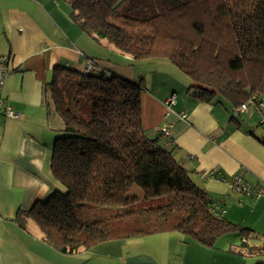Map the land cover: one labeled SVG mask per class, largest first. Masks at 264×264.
<instances>
[{
	"label": "trees",
	"instance_id": "obj_1",
	"mask_svg": "<svg viewBox=\"0 0 264 264\" xmlns=\"http://www.w3.org/2000/svg\"><path fill=\"white\" fill-rule=\"evenodd\" d=\"M64 1L73 22L93 41L104 40L133 60H169L191 79L188 91L195 98L226 102L232 116L241 104L261 100L264 0ZM143 89L141 81L95 64L87 72L54 69L46 103L61 119L50 147V173L59 188L18 211L15 221L24 227L32 219L42 241L66 255L163 231H179L208 248L238 232L243 247L252 230L216 215L212 196L169 149L146 135ZM257 102L249 105L259 108ZM85 203L119 212L109 219H81L75 208ZM252 248L251 253L264 252V240Z\"/></svg>",
	"mask_w": 264,
	"mask_h": 264
},
{
	"label": "crops",
	"instance_id": "obj_2",
	"mask_svg": "<svg viewBox=\"0 0 264 264\" xmlns=\"http://www.w3.org/2000/svg\"><path fill=\"white\" fill-rule=\"evenodd\" d=\"M69 13L64 0H0V55L12 57L2 94L18 115L0 112V264H186L189 257L195 264L199 255H204L199 264H264V252L251 253L264 240V196L251 197L218 179L239 174L264 187V93L259 108L249 105L232 116L226 102L195 98L188 91L191 79L169 60L121 55L104 40L93 41ZM88 61L131 81H137L139 64L143 74L154 69L170 82L174 89L144 79L142 127L212 196L216 215L252 230L243 247L215 251L176 231H163L110 239L66 255L42 241L32 219L18 225V211H28L59 188L50 173V147L61 122L46 103L54 69L79 72ZM171 93L175 102L167 106ZM169 125L170 138L158 137L156 128ZM210 170L214 176L205 175Z\"/></svg>",
	"mask_w": 264,
	"mask_h": 264
},
{
	"label": "built area",
	"instance_id": "obj_3",
	"mask_svg": "<svg viewBox=\"0 0 264 264\" xmlns=\"http://www.w3.org/2000/svg\"><path fill=\"white\" fill-rule=\"evenodd\" d=\"M11 63H12V57L10 55H0V112H2L7 117L17 118L18 117L17 113H15L12 110V108L6 103V101L4 100V96L2 94V90H3V86L5 84V81L11 73ZM93 65H94V63L92 61L86 62L85 67L83 69V72H87L90 68H92ZM165 102H166L167 106L174 103L175 102V94L171 93L167 97ZM256 102H257L256 100H255V102H253V99H252L251 101H249V103L241 104L238 108H235L233 110V115L236 116L241 112H246L249 104H254ZM260 102L261 101H259L257 103L260 105ZM167 108H169V107H167ZM179 117L181 119H185L186 114L181 112L179 114ZM170 127H171L170 125L169 126H161V127H157L156 130L160 135L165 136V137H169L170 136ZM213 173H214V171L210 170L205 175L214 176ZM218 179L220 181L224 182L225 184H228L233 190H236L238 192H242L244 194L250 195L251 197L257 198V197L264 196V187L263 186H254V185L250 184L249 182H247L246 180H244L239 174H234V175H230V176L221 175L218 177Z\"/></svg>",
	"mask_w": 264,
	"mask_h": 264
},
{
	"label": "rangeland",
	"instance_id": "obj_4",
	"mask_svg": "<svg viewBox=\"0 0 264 264\" xmlns=\"http://www.w3.org/2000/svg\"><path fill=\"white\" fill-rule=\"evenodd\" d=\"M141 65H137V73L138 74V78L137 81H141L144 85V79H152L156 84H163L164 86H168L171 87L170 82L169 81H165L163 77H161L160 75L156 74L154 71V69H149L145 74H143L141 72ZM140 78V80H139ZM174 89V88H172ZM52 112L56 113L55 110L53 109V107L51 108ZM57 118L60 119V117L58 116V114L56 113ZM139 189L138 187H135V189L131 190V192H135V190ZM75 212L78 215L79 218L81 219H109L110 217H112L113 215H115L116 213L119 212V209L117 207H111V206H102V205H94V204H90V203H85L84 206L82 207H76L75 208ZM177 232V231H176ZM179 233V231L177 232ZM236 235V236H235ZM233 236L238 237V240H235L232 243V240L234 239ZM241 236L239 235L238 232H231L228 234H225L223 236H220L214 243V245L212 247H209L210 250H215V251H223V252H231V249L235 248V245H238V247H242L241 245ZM174 244V242H173ZM176 244V243H175ZM233 244V245H231ZM184 253L187 254L188 250L186 248H184ZM189 253H191L192 255H195V252L192 250ZM183 254V253H181ZM202 258H204V255H199L198 259H195V264H199L202 261ZM181 262V260L179 261ZM192 264V258L189 257L186 264Z\"/></svg>",
	"mask_w": 264,
	"mask_h": 264
}]
</instances>
